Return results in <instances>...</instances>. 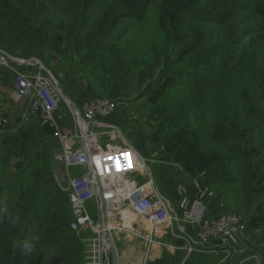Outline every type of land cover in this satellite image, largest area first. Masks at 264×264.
<instances>
[{"label":"rangeland","instance_id":"374dc122","mask_svg":"<svg viewBox=\"0 0 264 264\" xmlns=\"http://www.w3.org/2000/svg\"><path fill=\"white\" fill-rule=\"evenodd\" d=\"M41 1L46 10L37 6L28 12L20 0H1L0 13L11 11L19 15L16 26L11 29L6 26L0 28L1 50L19 58L40 60L58 78L62 90L68 95L82 93L92 97L121 98L129 102L145 118V130L150 140L158 128H166L178 115L173 121L174 128L159 131L160 142L156 144L153 139L154 150L159 152L154 155L159 158L166 145H186L191 138L198 141L205 153L212 150L227 157L240 149H253L263 153L264 134L256 138L250 135V123L261 117L262 112L255 102L251 104L250 90L256 81L251 69L244 67L234 73L219 89H211L206 85L194 86L191 82L193 75L201 76L196 64L197 56H188L180 62L168 58L172 53L171 47L167 45L165 34L159 25L163 0H151L144 18L133 22L128 34L117 45L118 53L109 45L93 54L86 49L77 52L73 47L70 32L71 0ZM12 42L17 43V46L11 51L14 45ZM23 53L29 55L17 56ZM12 81L13 76L8 71L0 80V114H6L9 118V125L0 127V139L20 130L28 131L30 148L25 154L16 156L0 148V198L7 193L14 196L15 192L25 189L27 184L33 183L32 174L42 169L51 173L58 184L68 183L65 165L55 159L60 144L51 134L44 133L38 118L27 110L26 102L11 99L9 93ZM181 93L186 99L178 97ZM152 101L158 102L154 105ZM141 121L144 122L143 119ZM183 127V134L176 137L172 134L174 130ZM102 139L103 144L108 141L106 136ZM169 168L173 176L182 177L179 179L182 185L165 181L168 195L157 190L170 201L176 213H182L184 210L179 205L186 198L184 187L195 178L189 176L183 180V176H186L183 170L180 172L172 165ZM82 173L83 169L80 167H68V174L72 177H80ZM232 198L234 201L228 199L226 202L233 209L244 203L242 199L238 202L233 195ZM86 207L91 217L97 221L100 211L94 201H88ZM238 212L245 221L247 213L240 208ZM260 229L257 231L260 232ZM256 233L249 230L250 241L246 247L250 250L255 248L251 243L255 244ZM84 235L89 236L90 230ZM114 236L118 248L120 242L115 234ZM154 237L174 242L168 226L156 227ZM176 252L182 256L180 264H184L186 260L188 264H193L194 260L206 263L207 260L201 255L185 257L182 251Z\"/></svg>","mask_w":264,"mask_h":264},{"label":"trees","instance_id":"16d2710c","mask_svg":"<svg viewBox=\"0 0 264 264\" xmlns=\"http://www.w3.org/2000/svg\"><path fill=\"white\" fill-rule=\"evenodd\" d=\"M20 3L28 12L37 6L46 10L41 0H20ZM150 3L151 0H71L73 47L77 52L86 49L93 54L110 45L118 53L117 45L133 22L144 18ZM18 20L17 13L1 12L0 28L11 29ZM159 25L171 47L168 58L180 62L188 56H197L201 76L193 75L194 86L219 89L234 73L244 67L251 69L256 79L250 90L251 104L255 102L262 112L261 117L250 123V135L253 138L263 135L264 0H163ZM12 44L11 51L17 46L15 42ZM22 55L29 53L17 56ZM178 97L186 99L183 93ZM152 102L155 105L158 101ZM177 117L166 128L155 131V143L160 142V130L174 128ZM42 127L44 133L51 134L50 128ZM183 130L184 127L172 134L176 137ZM0 148L14 156L25 154L30 148L29 132L20 130L5 135L0 139ZM161 156L178 164L187 175L201 178L219 198L233 200V195L238 202L242 199L244 203L238 208L233 206L247 213V230L256 233L264 228V151L240 149L227 157L212 150L205 153L198 141L191 138L186 145H166ZM32 175V184L14 196L7 193L0 198V264H84V244L70 229L66 184H58L46 169ZM254 242L251 245L264 255V229L257 231ZM177 253L165 251L162 257L147 264H180L182 256ZM214 262L194 260L193 264ZM184 264H188L187 260Z\"/></svg>","mask_w":264,"mask_h":264},{"label":"built area","instance_id":"2783aa9c","mask_svg":"<svg viewBox=\"0 0 264 264\" xmlns=\"http://www.w3.org/2000/svg\"><path fill=\"white\" fill-rule=\"evenodd\" d=\"M6 71L13 76L11 99L26 102L29 113L38 118L42 126L50 128L52 137L60 144L55 159L65 165L67 172L65 190L71 208L70 229L75 233L90 230L84 241V264H119L115 227L106 217L120 199L127 201L151 228L168 226L172 237L180 241L169 246L184 252L186 257L200 253L213 256L214 264L248 261L264 264V255L259 251L239 247L238 234L246 227L236 209L208 218L206 204L194 199L190 207L176 213L152 179L140 187L128 188L119 168L105 166L103 158L108 154L100 146L103 136L123 138L124 152L132 153V145L125 140L121 126L110 118L121 107L131 109L129 102L93 96L79 104L64 93L58 78L40 60L19 58L0 49V80ZM8 125V116L0 114V127ZM70 166L82 168V176H70ZM196 184L195 179L190 181L186 190ZM88 199H93L100 211L97 221L87 210Z\"/></svg>","mask_w":264,"mask_h":264},{"label":"crops","instance_id":"0c3cea01","mask_svg":"<svg viewBox=\"0 0 264 264\" xmlns=\"http://www.w3.org/2000/svg\"><path fill=\"white\" fill-rule=\"evenodd\" d=\"M68 97L82 104L92 96L74 93L68 95ZM135 110L136 109L132 106L131 109L121 107L110 117L111 120L118 123L121 128L124 129L123 135L125 140H128L132 145V153L126 154V152H124L126 145L123 138L106 136L108 141L105 144L101 142L100 145L104 152L108 154L103 158V161L108 169L119 168L121 170L123 182L128 188L140 187L147 184L152 179L155 188L168 195L169 191L164 186L165 181L173 185H182V182L179 180L182 179V177L173 176L169 165L176 166L180 172L182 169L178 164L167 160L165 157L161 156V158H159L154 155L159 152L154 150L153 142L147 136L145 118L141 117ZM141 119L144 120L143 123ZM141 157L144 160L141 159ZM145 167H148L149 171H147ZM188 177L189 175H184L183 180ZM194 178L197 184L191 186L188 191L185 186L184 194L186 198H183V202L180 205L179 203L176 205H179L182 210H185L190 207L194 199H199L206 204L208 218L215 217L219 213L231 209L232 206L222 198H219L211 188L203 183L201 178ZM90 200L93 199H88L87 202ZM120 200L116 208L109 211L106 217L108 223L115 227L113 233L116 235L117 241L120 242L118 247L119 264H147L149 261L162 257L165 251L170 250L171 253L176 252V250H173L169 245H176L180 243V241L173 237L172 239L174 242L155 238L154 232L156 231V227L151 228V226L132 209L127 201L123 199ZM94 204H96L95 201ZM88 231L89 229H86L76 233L82 244H84L87 236L84 235V233ZM150 239H152V242L149 241ZM249 241V230L241 231L238 234L239 247L243 249L246 248V244ZM201 255L205 256L206 254ZM206 257H208V259L206 258L208 261L215 260L211 255H206Z\"/></svg>","mask_w":264,"mask_h":264}]
</instances>
